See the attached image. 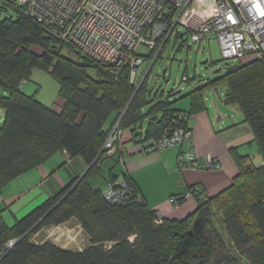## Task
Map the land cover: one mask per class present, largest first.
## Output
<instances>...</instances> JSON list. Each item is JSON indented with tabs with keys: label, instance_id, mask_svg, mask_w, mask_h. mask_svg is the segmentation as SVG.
<instances>
[{
	"label": "trees",
	"instance_id": "trees-1",
	"mask_svg": "<svg viewBox=\"0 0 264 264\" xmlns=\"http://www.w3.org/2000/svg\"><path fill=\"white\" fill-rule=\"evenodd\" d=\"M6 8L1 4L0 10ZM13 12L14 18L0 19V191L57 151L81 158L88 169L11 226L4 223L0 212V264H240L236 253L251 264H264V58L242 59L220 77L203 79L187 94L190 109L179 110L163 96L152 102L156 94L148 91L146 78L153 64L141 83L140 77L131 84L127 64L94 63L35 19ZM168 20L171 27L173 19ZM176 25L150 51L162 45L156 59ZM64 47L77 60L61 54ZM33 68L49 72L58 82L63 100L59 110L22 92L20 83L28 80ZM88 68H93L94 75ZM220 83L226 86L224 101L236 105L249 125L262 164L256 166L250 155L233 149L237 174L232 184L207 200L192 187L199 201L195 211L182 220L161 218L159 224L156 211L144 200L132 198L131 191L128 199L112 202L104 191L91 186L90 179L100 174L102 161L121 154L122 138L113 153L103 149L114 120L120 117L122 135L125 129L138 132L133 137L137 143L159 138L175 124L178 113L190 116L204 109V91ZM144 121L145 130L140 132ZM113 178L109 177V183L116 181ZM121 178L138 190L129 175L124 173ZM213 205L222 212V232L213 222ZM70 220L88 236L81 250L61 248L50 240L31 241L42 227Z\"/></svg>",
	"mask_w": 264,
	"mask_h": 264
},
{
	"label": "built area",
	"instance_id": "built-area-1",
	"mask_svg": "<svg viewBox=\"0 0 264 264\" xmlns=\"http://www.w3.org/2000/svg\"><path fill=\"white\" fill-rule=\"evenodd\" d=\"M0 3L35 19L60 42L94 63L127 64L131 84H135L137 76L141 77V83L147 72L142 75L139 70L144 59L137 49L153 50L166 31L164 39L181 17L194 10L199 11L201 21L193 29H187L192 42L198 43L214 34L224 60L264 58V0H0ZM168 19H173L171 27ZM188 80L184 74L182 81ZM188 119L187 113H178L175 124L162 136L139 142L141 151L181 147L191 135ZM119 121L120 117L114 120L103 144L109 154L122 138ZM177 159L181 167L199 165L191 150H180ZM204 165L219 167L210 157ZM130 191L132 198L143 201L141 193L128 187L123 178L110 182L104 197L112 202L124 201ZM169 201L174 205L179 203L175 197ZM161 221L155 217L157 224ZM12 243L9 241L8 245Z\"/></svg>",
	"mask_w": 264,
	"mask_h": 264
},
{
	"label": "crops",
	"instance_id": "crops-1",
	"mask_svg": "<svg viewBox=\"0 0 264 264\" xmlns=\"http://www.w3.org/2000/svg\"><path fill=\"white\" fill-rule=\"evenodd\" d=\"M20 87L22 89L23 84ZM187 94L184 97L188 102L177 109H190ZM205 103L204 109L189 116L191 135L181 147L173 146L143 153L139 143L133 139L136 135L131 134L128 129L123 130L121 154L113 158L116 166L113 163L115 167L108 168L105 174L104 165L111 164V161L106 160L107 158L103 160L101 172L97 175L102 176V179L97 180L93 176L90 179L91 186L105 191L110 176L118 180L126 173L141 193L145 204L156 211V216L175 220L186 218L197 208L199 201L195 192H191L192 187H197L202 200L211 199L228 188L237 174L231 151L236 149L239 154L250 155L247 145L253 144L254 136L249 125L241 118L237 106L235 108L238 112L233 115L227 107L223 106L219 110L218 103L214 100L209 102L206 96ZM57 105L56 108L53 107L55 110H59L62 103ZM172 107L176 108L174 105ZM144 130L145 125L142 124L138 131ZM180 150H191L199 161L198 167L179 166L177 157ZM209 157L219 164L218 168L205 167L204 163ZM87 169L88 164L81 158H71L66 152L57 151L43 164L22 173L0 191V212L4 223L11 226L73 179L82 177ZM7 187L10 188L5 191ZM171 197L183 199L174 205L169 201ZM55 226H62L67 233L75 231V238H81L80 242L70 246L54 240L59 247L81 250L88 243V236L86 233L82 234L78 223L75 222L73 226L67 223ZM66 232L63 234L66 235Z\"/></svg>",
	"mask_w": 264,
	"mask_h": 264
},
{
	"label": "rangeland",
	"instance_id": "rangeland-1",
	"mask_svg": "<svg viewBox=\"0 0 264 264\" xmlns=\"http://www.w3.org/2000/svg\"><path fill=\"white\" fill-rule=\"evenodd\" d=\"M9 16H11L12 18L15 17V13L11 8L0 10V19ZM200 21L201 18L199 16L198 10L191 11L189 15L181 17L179 23L171 33L168 42L161 50L160 56L157 59L155 57L158 50H154V52L152 53L148 49H145L143 47H139L137 49V54L141 55L144 59V62L139 67L142 75L143 73H145L146 69L153 64L146 78V86L148 91H150L152 95L156 94V97L152 102L155 103L159 101V97L163 96L169 101L173 102L172 105H174L176 108H181L188 102V100L184 96L197 85L201 84L203 79L209 78L214 80L225 73L227 66L238 62L224 60L221 57L219 45L217 40L215 39L214 34H209L208 39H204L198 43H194L190 40L187 28L193 29ZM179 33H182V37L178 36ZM35 50H37L38 52L41 51L39 47H36ZM61 54L68 56L72 60H77L78 57L67 47H64L61 50ZM155 59L156 61L154 62ZM205 59H207L208 61L206 63H203ZM80 61L83 60L81 59ZM88 73L90 75H94L93 68H88ZM184 74L189 78L188 82L182 81V77ZM194 77H196L197 80L192 81ZM139 80L140 77L137 76L136 83ZM22 84V92L27 95L34 96L44 105L56 108L58 106L57 104L63 103V100L60 98L58 93V82L51 76L49 72L45 70L33 68L28 80L24 81ZM225 91V84L220 83L215 85L213 88L205 90L203 96L208 97L209 102L214 100L216 103H218L219 110H221V108L224 106L227 107L229 112L235 115L236 112H238L235 108L236 105L227 104L224 102L223 95ZM1 95H3V92L0 89V96ZM148 108L149 106L144 108L143 113H146ZM240 116H242L241 113ZM2 118L3 110L0 108V122L2 121ZM143 124L146 125L145 121ZM247 147L254 164L256 166L262 164V158L257 150L256 142L253 141V144L247 145ZM106 160L111 161V164L106 163L104 165L105 170L104 168L103 170L105 174L108 168H111V166L112 168H114L116 166L113 158H107ZM113 163L115 166L112 165ZM96 177L97 180L102 179V176ZM9 188L10 187L5 188V191H8ZM212 210L214 215L213 222L222 232L223 227L220 222L222 212H219L216 205H213ZM75 222V220H70L66 223L69 225L72 224L73 226ZM217 222L219 224H217ZM54 226L55 225L42 227L31 236V241L40 243L42 240H50L52 242H54L55 240L60 241L67 246L81 241V238H75V231L67 233L66 229L62 228V226H60V228H56V226ZM79 228L82 231V234L85 235V232L80 225ZM65 232L66 235L63 234ZM228 245H230L229 242ZM236 256L239 258L240 264H251L249 260H246L244 257L239 256L238 253H236Z\"/></svg>",
	"mask_w": 264,
	"mask_h": 264
},
{
	"label": "water",
	"instance_id": "water-1",
	"mask_svg": "<svg viewBox=\"0 0 264 264\" xmlns=\"http://www.w3.org/2000/svg\"><path fill=\"white\" fill-rule=\"evenodd\" d=\"M180 37H182V34H180ZM208 60L207 59H205L204 61H203V63H206ZM238 65L235 63V64H232V65H230V66H227L226 67V70H232V69H234V68H236ZM163 73H164V71H163ZM163 76H164V74H163ZM137 133L138 132H135L134 134L135 135H137Z\"/></svg>",
	"mask_w": 264,
	"mask_h": 264
}]
</instances>
